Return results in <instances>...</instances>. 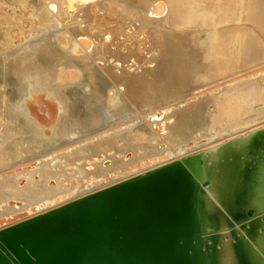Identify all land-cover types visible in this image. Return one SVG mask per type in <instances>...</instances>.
<instances>
[{
    "label": "bare ground",
    "instance_id": "bare-ground-1",
    "mask_svg": "<svg viewBox=\"0 0 264 264\" xmlns=\"http://www.w3.org/2000/svg\"><path fill=\"white\" fill-rule=\"evenodd\" d=\"M176 160L210 264H264V0H0V217Z\"/></svg>",
    "mask_w": 264,
    "mask_h": 264
},
{
    "label": "water",
    "instance_id": "water-1",
    "mask_svg": "<svg viewBox=\"0 0 264 264\" xmlns=\"http://www.w3.org/2000/svg\"><path fill=\"white\" fill-rule=\"evenodd\" d=\"M28 98L36 116L58 106L41 92ZM188 164L170 162L35 216L37 206L1 216L0 264H210Z\"/></svg>",
    "mask_w": 264,
    "mask_h": 264
}]
</instances>
